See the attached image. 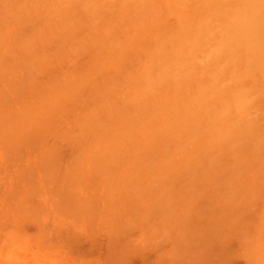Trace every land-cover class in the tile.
I'll use <instances>...</instances> for the list:
<instances>
[{
  "label": "bare ground",
  "instance_id": "obj_1",
  "mask_svg": "<svg viewBox=\"0 0 264 264\" xmlns=\"http://www.w3.org/2000/svg\"><path fill=\"white\" fill-rule=\"evenodd\" d=\"M106 10L111 12V17L108 13H105ZM118 11L122 14H117L116 12ZM100 15L102 17H100ZM105 15L108 16L106 17ZM105 17L107 19L104 20L103 18ZM46 75L48 76L45 79L44 77ZM0 83L4 84V88H0V134L2 136H0V143L3 142L1 143L2 145L7 141L6 144L8 146L4 144L1 150L7 149L6 152L10 153L8 155L9 157L11 156V159L15 160L18 158V164H15V167L18 169L19 166L17 165L21 162L20 158L23 159V154L26 151L22 153V150L18 149L17 151V148H23L27 140L29 141V139L33 138L35 135H37L36 138L34 137L35 140L31 139L30 143L34 141L37 146L40 144L42 147H44L45 142H47L44 137L46 134H50V136L54 138V140H52L53 138L50 139L53 141V145L52 143H46V145L50 144L49 147L47 148V146H45L46 148L44 147L40 152L44 159H42L39 152V154L35 155L42 159L41 164L39 159L35 157L40 163L38 166L37 164L35 165L41 170L40 177H43V172L45 176L50 172L52 175H50V180H53V176L61 178L60 176L65 172L62 176V179H64V181L62 180V187L65 185V188H63V191H60L63 194L59 193V190L56 188L59 187L57 185L59 180H57V184L53 183L56 187L49 184L51 189L54 187V189L56 188L55 190H57L56 193H53V190H51L53 194L57 195L59 193V196H57L58 198L62 196V198L60 197L61 199L59 198L58 200L57 198L52 201L48 200L50 203L53 202V207H55V204L57 205V209L56 207L55 209L58 212L61 210V215L64 214V217H66L65 215H68L67 212L72 213V211L69 210H75V208H77L76 211L78 213L73 211L72 214L74 215L77 213L80 217L85 216V218L87 216L89 217L90 214H94L96 217L98 214L97 212H101L104 214H100L104 216L101 219L100 215V223V221H103L104 217L108 215V213L105 214L107 209H113L114 211L112 210V212L115 215L112 217L118 215L120 217V214L123 212H121L120 207H117L118 205L116 206L118 209L114 207L117 203L115 204L112 200L115 198L113 196L114 192L118 194L119 188L121 189V194L123 190L124 194H126L129 199L131 197V200H133L131 202L129 201V206L133 209L131 211L123 204L128 209L126 210V216H129L126 219L128 221H126V223L124 222V224L122 221L123 219H120L119 222V218H116L118 222L116 220L115 222L112 220L111 216H108L104 219V224H101L102 226L99 223L97 224V226L99 225V229L106 226V228H108L109 223L112 221L116 224L114 225L115 227H113V231L114 229L116 231H121L118 228L122 229V227H124V229H127L128 227L129 232H127L130 234L132 225H134L133 228L137 229V222L142 218L139 222L141 226L148 220L146 226H144L145 224L143 225V235H148L147 233H149L150 229L153 230H151L149 236L154 235L155 230L157 231L156 228L154 229V226H158L156 224V222H159L158 219L162 222L159 223L161 228L166 227V230L169 229L170 232L174 230V234H172L173 232L171 233L174 236L180 233L179 235L185 237L186 235L184 234L188 232L186 239H181V237L177 235L178 238H175H177L179 242L176 243V241H174L177 244L175 245V243H173L175 238L170 235L168 230L166 231L163 228L168 236L165 234V231L162 233L163 231H161V229L157 231V237H161L159 242H161L166 235V240L164 239L163 241L166 243L172 241L173 246L177 247V250L176 247L173 249L174 251L176 250V252L178 251L177 253L179 256L174 253V251L171 252L172 247L170 248L169 246L168 251L174 255H170L169 258L167 257L170 260L166 258L167 263L165 262L166 264H173L174 256L177 258L181 255V259L185 252L186 256H189L188 254L191 252H193L192 254L196 253V251L197 253H203L202 250L205 248L204 252L207 253L206 249H208L212 243L210 240V244H208L210 238H207V235V239L203 237V239H205L204 241L208 240L206 241L207 243L202 241L203 244L201 242L203 244V246H200L202 250L198 246L196 248L193 244L194 241L199 240V237L195 240L189 237L190 240H187L188 235L192 236L193 227L198 228L197 226L192 225L193 227H190L191 225H186L190 223H188V219L190 220L193 216L191 219L194 220V215L199 217L201 215H198L200 211L201 213L203 212L204 216L201 215L199 218L203 216L204 219L207 218L210 222L213 221L212 223H208L207 219H205L209 226L215 222V218L219 221L218 223L223 220L226 227L229 226V231L227 232L229 236L231 231L234 230L237 234L232 233V235L235 234L234 236H239L240 233L242 234L238 237V241L241 243L242 239H245L243 240L246 241L243 242V246H246L245 252L242 251V253H238L237 251V254H242V257H246L242 258L244 262L246 259L248 260L249 233L247 237H245L246 235L244 233L249 232L248 229L250 227L246 229L247 227L245 226V232H243V230H239L241 228L238 227L244 228V226L238 223L243 221H245L243 222L244 224H246V222L248 223L247 219L249 213L246 212L248 215L246 219L245 211L248 210L249 212V205L252 206L250 204L251 201H249V199H252V195H250L251 192L257 189H255V187L259 188L256 190V193H259L258 190L264 189L260 188L259 185L255 183V179L257 180V178H255L256 175L261 179V183H264V159H262V154H264V124L261 123L262 120H264V0H0ZM64 118L65 121L63 122ZM34 124H39V126L42 125V128H46L42 129L39 127L41 129L40 131L39 128L37 129L36 126H33ZM57 125H60V127L58 128ZM21 126H23V130ZM31 127H34V130L36 129L38 133L35 134L31 130V134L30 130H27ZM17 129L20 130L16 131ZM4 131H6V133ZM27 133L31 136H29V139H26L28 137ZM2 134L4 136L6 135L5 138ZM11 134L13 136L17 135L16 138L19 136L21 142H18L19 138L16 140ZM22 135L26 136V138H23L24 136ZM42 137H44V139ZM12 139L14 141H12ZM24 139H26V141H24ZM59 139L60 143L56 146V142ZM66 139L70 141L69 144L66 143ZM43 140H45V142H43ZM30 143L25 145L29 148V152L31 151L30 146L34 144ZM63 145L69 148L68 158L65 156L67 159L61 160L62 162L64 161V163L69 161V166L66 164L67 162L65 163L68 171L62 168L59 169L61 161L59 162L60 159H58V161L55 160L61 156L59 153V155L57 154L59 157H56L54 150ZM40 147L41 146H38L39 151ZM15 149L17 152H15ZM4 151L5 150L2 151V156H4V154L6 155ZM18 152H20L22 154L20 156L23 157L19 156L16 158ZM48 154L55 155L54 159L53 156L51 157ZM48 156L54 161L51 159V162ZM35 158L33 161L34 163L37 162ZM45 158H48L49 160H47L51 163L49 162V164H47L48 161H46ZM43 161H45V164H43ZM53 162H56V164ZM57 164L60 166H57ZM20 165L23 169L24 165L21 163ZM28 165L30 167L32 166L30 163ZM40 165L42 166L40 167ZM29 166L26 168L32 169L33 171L34 167L29 168ZM46 166H49V169ZM55 167H59L58 171H63L58 172ZM38 168L37 170H39ZM30 170L28 171L32 173ZM13 171L16 172L14 169ZM22 171L23 173L27 172L25 168L21 170V173ZM55 171L59 173L60 176H57ZM68 172L69 174H67ZM251 174L253 175L251 176ZM33 175L36 176V174ZM91 175L92 177L97 176L98 179H100L99 185H96L94 181L90 180L93 182V187H97L94 189L98 191L100 187V192L106 193H102L101 195L99 192L100 197L103 196L101 199L105 198L103 201L104 204L107 203L106 205L102 203V205H104V209L102 206L103 210L101 209L100 203L97 202L99 198H97L96 194H94L93 197L86 192V194H89L88 196L96 199L94 202H92L93 198L91 197H88L89 200L87 201L86 199L88 198L84 200L85 194L83 196L84 198H79L78 191L87 186H84L86 183H84L85 181L83 178L86 176L89 178ZM23 178L25 179H23L24 181L22 180L23 184L27 181H31L30 185H33L34 188L36 187L37 190V186L34 185V180H28L26 177ZM41 179L43 180V178ZM71 179L73 181H71ZM68 180L71 181V184ZM45 181L47 180L43 182ZM48 183H50V181ZM59 183L61 184V182ZM66 184L67 186L71 185V188H67V191L71 193L67 192L64 194L67 187ZM46 185L48 184L46 183ZM33 187L32 190L35 192L36 190ZM46 187L47 186L43 188L47 189ZM19 189L18 187L16 191L14 190L15 194H17V192L18 194L23 193V191ZM27 190L29 192V189ZM19 191L22 193H19ZM203 191L210 193V195H205ZM120 193L119 197L123 200ZM74 194L75 196H70ZM64 195L70 196L69 200L67 196V198L63 197ZM31 196L35 195L33 194ZM106 196L109 197V199H107ZM201 196H208L207 199L211 196L209 200L204 197L209 203L206 202V205L203 204L200 200L202 199ZM6 197H8V195ZM64 198L66 201H61ZM77 199L78 201L79 199L82 201L84 200V203H81L85 205V208L82 205L83 209H81L83 211L80 209L81 204H79V208L77 207L79 205L75 206V201H77ZM197 199L200 200L202 204L197 202ZM26 200L28 201V199ZM106 200H108V202ZM256 200L259 199L256 197ZM25 201H20L18 204L21 206L23 204H21V202L26 203L27 201ZM29 201L32 202V200ZM54 201H57V203ZM78 201L76 203H79ZM90 201L93 203L92 205ZM114 201L116 200L114 199ZM219 201L223 204V206L222 204L221 206L226 212H224V216L221 215L222 217H226L224 219L220 216V213L223 212V208H220L222 209V211L220 210L221 212L216 211V206L220 207ZM242 201L244 204H247L246 206L244 205L245 207H243ZM72 202H74V205L71 204ZM109 202L111 203L108 204ZM216 202L219 204L217 205ZM255 202L254 204H256ZM240 203L242 206L239 205V208L235 207ZM28 204L23 206V209L16 204L20 209H15L16 211H21L23 214L25 211L28 213L29 211L26 209ZM32 205V203L29 205V207H32V209L29 208L31 210L29 214L30 218L34 217L35 219L40 213H38L39 211L33 212L32 210H36V206L33 207ZM191 205H197V207H195H199V209H192ZM261 205L262 207L260 206L258 208L260 210L264 209V203ZM9 206L11 207L12 205L9 204ZM59 206L64 207L59 208ZM89 206L93 208L91 207L89 209ZM96 207L100 208L98 209ZM135 207L138 211H143H140L143 213V216L134 221V218L136 219V216L139 215ZM140 207L141 209L139 210ZM43 208L42 206L41 209L45 210ZM200 208L205 209V212ZM235 208L236 210L238 208V212L240 210V217L239 213L234 211ZM64 209H66V212ZM190 209L193 210V212ZM42 210L40 211L42 212ZM84 210L86 213L90 212V214L86 216ZM155 210H157L158 213L157 211L155 212ZM94 211L97 212L94 213ZM115 211L120 214H117ZM206 211H209L210 214H208L210 216L206 214ZM261 211V214L256 213V211H254L255 213L252 212L254 215L257 214L255 215L257 218L259 217L258 222L256 223L254 222L256 220H254L253 223L260 224L259 226L253 224V226L258 227L260 231L264 230L259 229L264 228V225H262L264 224L262 223L264 222L262 221L264 220V216H261L264 215V210ZM31 212H33L34 215L35 212H37L36 216H33V213L31 215ZM130 212L133 214L135 213V217L132 218ZM175 212H182V219H175L178 214ZM211 212H214V217H212L213 214ZM241 212L243 213L241 214ZM156 214L158 218L149 221L151 216L154 215V217H156ZM258 214L260 216H258ZM46 215L47 214L44 216ZM73 215H71L72 219ZM181 215L179 217H181ZM231 215H233L234 218H232ZM237 215L238 219H236ZM254 215L250 218H254ZM109 217L111 220H109ZM219 217H221V220H218ZM77 218L80 219L79 216ZM91 218L93 217L88 218L89 222ZM203 218L201 219L203 220ZM34 219L32 218V221L36 220L34 224L38 226L39 223H36L38 219ZM163 219H167L168 221L174 219V224H172V221L168 224V221H164ZM235 219L236 221L238 220V222H236ZM84 221H87V219ZM184 221L186 224H183ZM89 222L87 223L90 224L89 227L93 231L94 221H92L93 225ZM164 222H167L166 226ZM0 223H2V221H0ZM105 223H107V225H105ZM154 223L155 225H153ZM202 223L203 222L200 221V224ZM218 223L216 222V224L214 223V226H212L214 230L213 233L216 236L215 239L213 238V234V237H211V234V236H209L214 240H216L218 235L221 236L218 237L219 239H225L226 237V235H223L224 232H222V234L217 233V231H222L221 228V230H218L219 228L217 227L219 225L222 226V223ZM113 224H111V228ZM149 225L151 227H149ZM168 225L172 227L171 229H174L171 230L167 227ZM206 225V223L204 226L199 225L201 229L198 231L199 234L197 231L195 232V236L202 234V237L206 234L205 231L207 233L211 232L210 230L212 228L210 227L211 229L209 230L208 225ZM235 225H237V227ZM3 226L4 224L2 223V227ZM70 226L68 225V228ZM188 227L192 228V230ZM204 227H207L208 230L203 229L201 232L200 230ZM106 228L105 231L102 232H106L105 235L108 232L111 234L112 230L110 229L111 231L108 230L107 232ZM146 228L149 229V231ZM235 228L240 232L239 235ZM185 229L189 230L185 232ZM254 230H256V228ZM94 231L96 230L94 229ZM145 231H147V233ZM224 231L226 232L227 230L224 229ZM125 232L124 230V233ZM48 233H50L49 230L45 235H42L44 237L43 241H46V236L49 238L50 234ZM159 233L162 236L159 235ZM88 234H90V232ZM163 234L165 235L163 236ZM146 235L142 237L143 240L147 238ZM42 236L39 238L41 240L39 241L41 245H43V243H41L43 242ZM234 236L232 237L236 240L237 237L234 238ZM17 237L18 236H16L17 240L15 238V240L13 239L14 241L11 239L12 241L10 243L6 237L8 242L5 240L7 243H5L6 245L3 244L5 246L1 249L5 254L3 255L2 253L0 257L3 256L7 258L6 255L9 254L10 250L5 251L4 249L5 247L9 249L11 243V245H13L14 242H18L19 239ZM21 238H24V236H21ZM33 238H36V236ZM30 239L33 242L32 238ZM148 239L149 238H147V242H145L147 243V247H151V243L153 242H155L156 246L158 245V242L156 243V238V241L153 240L154 238L152 239L153 241L149 239L151 243L149 242L150 244L148 245ZM108 240L109 239H107L106 242ZM191 240H194L193 243ZM27 241L28 239L23 242L21 241L22 245H24V242L28 245L29 241ZM188 241L189 245H187ZM217 241H219V243ZM217 241L215 242L218 246L222 240ZM227 241L229 240L227 239ZM180 242H183L186 248H188L187 246L194 245L196 250L193 248L192 251L190 246L189 248L191 251L188 252L185 247L179 246L181 248L180 250L178 247ZM190 242L193 245L190 244ZM57 243L59 244V242H56V244L54 242V246L52 244H47V246L43 245L42 249L49 248V251H51L50 249H56L59 252V256H61L60 251H62V254L63 250H61L62 247ZM197 243L195 244L198 245ZM222 244L224 245L225 243ZM57 245L61 248H57ZM206 245L209 246L207 247ZM69 246L71 245L67 247ZM81 246L79 247L80 252L76 250L81 253V258L82 254L83 257L87 254L86 258L90 256L92 259L91 261H93L94 258L91 256L93 253H90V251L88 252L90 255L87 252L85 253ZM84 246L86 247V245ZM213 246L215 249L211 247V250H214V252L217 251L216 253L221 250L220 252L222 254L224 253V251H222L224 248L222 247H226L227 243L226 246L222 247H216L215 244ZM243 246L240 248L244 250ZM17 247H19V245ZM28 247L29 245L25 247V249L34 254L35 250H31L33 247H29V249ZM19 248L21 249V247ZM40 248H37V253L41 252ZM71 248H69V250H71ZM80 248L82 249L80 250ZM182 248L185 249V252H183L184 250L182 251ZM216 248L220 250L218 251ZM162 249L163 248H161L160 251H162ZM210 249L207 251H209L211 256L215 253L211 254ZM13 250H15V247ZM13 250L10 253V258L16 257L17 251L15 250L16 252H14ZM104 250H106V248ZM76 251L75 254L77 253ZM52 252L46 254V252L42 250L41 253L43 254L40 253L38 256L40 257L43 255L44 260L45 257L46 260L50 258L56 259ZM179 252L181 254H179ZM103 253L104 254L101 255L105 256L102 257L105 259L106 255H111L112 257L114 255L109 254L110 252L108 253V250ZM155 253L157 252L155 251ZM205 253H203L204 260H211V262H213L215 258L208 259L207 257L209 254L205 255ZM18 254L20 255V253ZM64 254L68 253L64 252ZM192 254H190V256ZM27 255L30 256L31 254L28 253ZM78 255L79 254H77V256ZM115 255L118 256V253ZM111 256L108 257V261L105 260L107 263L113 264L115 261H118L116 264H123V262L128 260V264H131L129 259L126 258L125 260V258L123 259V257H120V252V258L116 256L112 258ZM157 256L160 259L161 256H159V253H157ZM197 256L198 258L195 259L191 257V259H195V262H197L199 255L195 257ZM202 256L203 255L200 256V259ZM33 257H36L35 254ZM58 257L59 263L67 258L64 256L65 258L62 257L61 260ZM170 257H172V260ZM229 257H231L230 254ZM110 258L112 260H110ZM29 259L30 257H28L27 260L28 264ZM69 259L71 258H67L66 261ZM188 259L189 262L192 261L190 258ZM175 260H178L176 264H179V258ZM180 261H182V259ZM37 262L39 263V261ZM199 262V264H201L202 261L199 260ZM214 262H216L214 264H220V262L216 260ZM0 263H3L1 259ZM74 263L76 264V262ZM94 263L102 264V262L100 263L98 260ZM185 263L188 264L187 262ZM203 263L204 261L202 264ZM87 264L89 263L87 262ZM90 264H92V262ZM192 264H194V262Z\"/></svg>",
  "mask_w": 264,
  "mask_h": 264
},
{
  "label": "rangeland",
  "instance_id": "obj_2",
  "mask_svg": "<svg viewBox=\"0 0 264 264\" xmlns=\"http://www.w3.org/2000/svg\"><path fill=\"white\" fill-rule=\"evenodd\" d=\"M154 2V1H153ZM110 11H108V10H106L105 11V13H108L109 15H110V17H111V12L109 13ZM113 12H115V11H113ZM121 12H123V11H121ZM105 13H103V14H105ZM117 14L119 13V11L118 12H116ZM115 14V13H114ZM119 14H122V13H119ZM106 17L108 16V15H105ZM100 17H102L101 15H100ZM103 18L104 20L105 19H107V18ZM109 17V18H110ZM47 76L48 75H46L44 78L46 79L47 78ZM0 88H4V84L3 83H0ZM0 121H1V119H0ZM65 121V118L63 119V122ZM262 124H264V120H262V122H261ZM4 124V123H3ZM2 125V124H1ZM33 126H36L37 127V129L40 127V128H42L41 126H39V124H34ZM44 126V125H43ZM22 127V130H23V126H21ZM57 127L59 128L60 127V125H57ZM3 128V127H2ZM17 128V127H16ZM39 128V130L41 131V129ZM46 128V127H45ZM44 127L42 128V129H45ZM14 130H15V128H14ZM18 130H20V129H17L16 131H18ZM26 130V129H25ZM27 130H30V133L33 131L35 134L36 133H38V132H36V129L34 130V127H31L30 129H27ZM32 130V131H31ZM43 131V130H42ZM47 131L49 132V130L47 129ZM3 132V131H2ZM5 133H6V131H4ZM22 132V131H21ZM20 132V133H21ZM25 132V131H24ZM4 133V134H5ZM12 133V132H11ZM10 134V133H9ZM13 134V133H12ZM11 134V135H12ZM22 134H23V132H22ZM25 134V133H24ZM28 134V133H27ZM32 134V133H31ZM3 135V134H2ZM14 135H15V133H14ZM34 135V134H33ZM33 135H32V137H33ZM43 135V134H42ZM0 136H1V134H0ZM4 136V135H3ZM6 136V135H5ZM5 136H4V138H5ZM17 136V135H16ZM16 136H13L12 135V137H15L16 138ZM21 136V135H20ZM22 136H24V135H22ZM28 137L26 138V136H24L23 138H26V139H29V136H30V134H28L27 135ZM36 136L37 135H35L34 137L36 138ZM50 136V134L48 135V134H46L44 137H45V139L47 140V142H45V140H43V142H45V146H47V148L49 147V145L47 144L46 145V143H52V145H53V141L52 140H54V138L53 137H49ZM2 137V136H1ZM9 137H10V135H9ZM11 137V138H12ZM31 137V136H30ZM34 137L33 138H31V139H34ZM44 137H42L43 139H44ZM49 137V138H48ZM8 138V137H7ZM14 138V139H15ZM18 138H19V136H18ZM18 138H16V140L18 139ZM22 138V139H23ZM53 138V139H52ZM26 139H24V141H26ZM31 139H29V141L27 140V143H30L31 141ZM50 139H52V140H50ZM10 140V139H9ZM35 140V139H34ZM2 141H3V138H2ZM12 141H14L13 139H12ZM23 141V140H22ZM66 141V143H68L69 144V140H65ZM10 142V141H9ZM18 142H21V139L19 138V141ZM1 143H3V142H1ZM1 143H0V145H1ZM6 143H7V141H6ZM6 143H4V144H6ZM12 143V142H11ZM25 143V142H24ZM26 143V144H27ZM32 143H34L33 144V146H30V145H28V146H30L31 148V153L29 152V148L28 147H26L25 145L23 146V148H21V147H19V148H17V151H18V149H21L22 150V153H24L25 151V153L23 154V156H20V155H22L20 152H18V156H16V158L17 157H23V159L22 158H20L21 159V164L22 165H24L23 166V169H22V166L20 165V163H19V165H17V166H19L18 167V169L15 167L16 165L15 164H18V158L17 159H11L10 157H9V155L8 154H10L9 152H6V150L7 149H3V150H5L4 152H6V155L4 154V156H2V154H3V150H1V148H2V146L4 145V144H2L1 145V147H0V221H2V223L4 224V226L2 227V223H0V225H1V227H0V256L2 255V253H3V250H1L2 249V247L4 248V246L6 245L5 243H7L8 241H9V243L15 238L16 239V236H18L17 238L19 239L18 240V242L21 244H19L18 242H14V244H16V245H9V247H8V245H7V247L9 248V249H7L6 247H5V251L6 250H10V252H9V254H7L6 256H7V258H5V257H0V259H1V261H3V263L2 264H10L11 262V264H18L19 262V264H28V257H30V259H29V264H43V263H45V264H58L60 261H58V259H57V257L59 256V252H58V250H56L53 246V243L55 242V244H56V242H59V246H61L62 247V249L61 250H63V253L61 254V252L62 251H60V255L61 256H59L58 258L59 259H61L62 257H67V258H71V259H69L68 261H66L67 260V258H65V259H63V261H61V263H59V264H75L74 262H76V264H87V262L90 264L91 262H92V264H95L94 262H96L97 260H98V262H102V264H110V263H107V259H109L108 257H110L111 255H109V254H117L118 253V256L117 255H115L116 257H118V258H120V257H123V259L125 258V260H126V258L127 259H129L130 261H131V264H163V263H167V259L169 258V256L171 255H174V254H172L171 252L172 251H174V247H176V246H173V244H172V241H168V243H166V242H164L163 240L165 239V237H166V235L168 236V234H167V230H168V232L170 233V235H172V234H174V228L173 229H171L172 227L170 226L169 227V225L167 226V227H169L171 230H173L172 232H170V230L169 229H167L166 230V227H163V228H161L160 226V224L159 223H162V222H160V220L158 219V221L159 222H156V224L158 225L157 227H155L156 225H155V223L153 224V225H155L154 226V229L156 228L157 229V231H160V229H161V231H163L162 233H164V231H165V234H163V236L165 235V237L161 240V242H159L160 241V236H158L159 237V239H158V237H157V235H158V232L155 230V232L154 231H152V232H154V235L153 236H156V237H153V236H149V233L151 232V230H153V229H150V231H149V229H147L148 231H149V233H147V231H145L148 235H146L147 236V238H149L150 240H152L153 238V240L154 241H156L155 240V238L157 239V241H156V243L158 244L157 246L155 245V242H153V243H151L150 242V240L148 239V245L151 243V247H147V243H145V242H147V238H145L144 240L142 239V237H145V235H143L144 233H143V230H142V228L144 227V226H146V222L148 221L147 220V218H146V222L144 223V224H142V226H141V224L139 223L140 222V220H142V218L140 219V217H142L143 216V213H141L140 211H142V210H140L141 209V207L139 208V210L140 211H138L137 209H136V207H138V206H136L135 207V209L139 212V215L138 216H136V219L134 218V221L135 220H138V219H140V220H138V222H137V229L136 228H133L134 227V225H132V229L131 228H129V229H131L132 231H130L131 233L130 234H128V227H127V229H124V227H122V229L121 228H118V229H120L121 231H116L115 229H114V231H113V227H115L114 225H116L115 224V222L117 221L118 222V218H119V222H120V219L123 221V223L125 222L126 223V221H128V220H126L129 216H126L127 215V212H126V210H128L127 208H129L130 210L129 211H131V210H133V209H131V207L129 206V201L131 202V201H133V200H131V197H130V199L128 198V196L126 195V194H124V192H123V190H122V194L120 193L121 191V189H119L118 188V194L116 193V192H114V199L117 201H114V199H112L113 200V202L116 204L115 206H114V204H113V206L115 207V208H117V207H120V209H121V212H123L122 214H120V213H117L116 211V213L117 214H120V217H119V215L118 216H115V217H112L113 215H115V214H113V212H112V210L113 209H107V211L105 212V211H103V212H105V214H107L108 213V215L106 216V217H108V216H111L112 217V220L113 221H115V222H110L109 223V226H108V228H106V227H103V228H98V226H97V224L99 223V219H100V215L101 214H104V213H101V212H97V211H94V213L95 212H97L98 214L96 215V217H95V215L93 214H90V212L88 213H86V211H85V215L87 216V215H92V216H90L89 215V217H93V218H91V220L92 221H94V225H93V223H92V221L90 220V222L88 221V218L86 217L85 218V216H81L80 217V215H78L77 213V208H75V210H69V211H72V213H73V211L75 212H77L76 214H77V217L79 216V218L80 219H78L77 217H76V214H74L75 215V219H74V215L72 214V213H69V212H67L68 213V215H65L66 217H64V214H63V212L65 211L66 212V209H64V211L62 212V214L63 215H61L60 213H61V210L58 212L56 209H57V205L55 204V207H56V209H55V207H53L54 206V204H52V203H50V201H48V200H56V198H57V200L61 197L62 198V196H60L59 198L57 197V196H59L58 194L59 193H62V192H60L61 190L63 191V188H65V185H64V187H62L63 185V181H64V179H62V176H63V174L65 173V172H63V174H62V176H60L59 175V173H57L56 171H58V168H56L55 167V169H57L55 172L57 173V176L59 175L61 178H56L55 176H53L52 177V179L53 180H50L49 178H50V175H51V173L50 172H48V174H46L47 176H45V173L43 172V177H40V172H41V170L38 168V167H36V165L35 164H37V166L41 163L42 164V159H44V157L43 156H41L42 154L40 153L41 151H42V149L45 147L44 145V147H42V145H40V144H38V146H41L40 147V151H39V148H38V146L36 145V142H32ZM32 143H30V144H32ZM58 143H60V139L59 140H57V142H56V146H57V144ZM10 144V143H9ZM13 144V143H12ZM16 144V143H15ZM20 144V143H19ZM44 144V143H43ZM67 144V145H68ZM14 145V144H13ZM17 145V144H16ZM16 145H15V148H16ZM51 145V146H52ZM6 146H7V144H6ZM10 146V145H9ZM35 146H37V147H35ZM69 146V145H68ZM68 146H66V145H63V146H60V147H58L56 150H54V154H56V157H59L58 155H59V153H60V156L62 157V159H61V157L60 158H56L55 160H57L58 161V159H60L59 160V162L61 161V160H66L67 158H68V152H69V148H68ZM8 147V146H7ZM35 147V148H34ZM4 148H6V147H4ZM26 148V149H25ZM46 148V147H45ZM36 150V152H35V150ZM65 149V150H64ZM10 150V149H9ZM13 149L11 148V151H12ZM58 150V151H57ZM64 150V151H63ZM16 151V149H15V152H17ZM60 151V152H59ZM63 151V152H62ZM13 152V151H12ZM14 152V153H15ZM40 153V156L42 157V159H40V157L38 158V157H36L35 155L36 154H39ZM56 152V153H55ZM63 153V154H62ZM67 153V154H66ZM53 154V153H52ZM58 154V155H57ZM8 155V156H7ZM16 155V154H15ZM49 155V154H48ZM14 156V155H13ZM49 156H53V159H54V156L55 155H49ZM48 156V157H49ZM65 156L67 157V158H65ZM39 159V161H40V163H39V161L36 159ZM51 157H49L50 158V161H51ZM13 158H15V157H13ZM34 158L36 159V163H34L33 161H34ZM64 158V159H63ZM19 159V160H20ZM46 159V158H45ZM48 159V158H47ZM46 159V161H48ZM52 159V160H53ZM262 159H264V154H262ZM15 161V162H14ZM50 161H48L47 162V164H49V162ZM54 161V160H53ZM26 162V163H25ZM52 162V161H51ZM50 162V163H51ZM67 162V163H66ZM65 163L66 164H68L69 163V161H66ZM14 163V164H13ZM30 163V165L32 164V166L30 167L28 164ZM53 163H55L56 164V162H53ZM52 163V164H53ZM61 163V164H60ZM59 164L62 166H60V165H58L57 164V166H60V168L59 169H63V170H67L68 171V169H67V165H65V163H64V161L62 162H60ZM11 164H12V166H11ZM27 164V166H29V168H33L34 167V169H33V171H32V169L30 170V169H28V168H26L25 167V165ZM43 164H45V161H43ZM46 164V165H47ZM51 165V164H50ZM9 166V167H8ZM42 165H40V167H41ZM53 166V165H52ZM68 166H69V164H68ZM44 167V166H43ZM46 167H48V169H49V166H46ZM45 167V168H46ZM251 167V166H250ZM8 168V169H7ZM16 168V169H15ZM19 168H21V169H19ZM24 168L26 169V171L27 172H24L23 173V171H22V173H21V170H24ZM36 168V169H35ZM37 168L39 169V170H37ZM51 168V167H50ZM54 168V167H53ZM251 168H253V167H251ZM13 169L16 171V172H14L13 171ZM43 169V168H42ZM28 170H30L32 173H30ZM44 170V169H43ZM42 170V171H43ZM62 170V171H63ZM112 170V169H111ZM249 170H250V168H249ZM7 171V172H6ZM35 171V172H34ZM47 171V170H46ZM49 171V170H48ZM59 171H61V170H59ZM58 171V172H59ZM61 171V172H62ZM29 172V173H28ZM71 172V171H70ZM252 172H253V169H252ZM255 172V171H254ZM47 173V172H46ZM56 173H55V175H56ZM251 173V172H250ZM33 174H36V176H34ZM67 174H69V172L67 173ZM25 175V176H24ZM253 174H251V176H252ZM255 175H256V173H255ZM254 175V176H255ZM52 176V175H51ZM67 176V175H66ZM87 176H89V175H87ZM87 176L85 177V178H83V180L85 181H83L84 183H86V184H84V186H86V188H87V190H86V188L84 189V188H82V190H83V192H82V190L80 189V191H78L79 192V198H82L83 196H84V194L86 195L85 196V198H84V200L86 199V198H88V197H91V196H88L89 194H91L93 197H94V194H96L97 195V198H99L98 199V203H100V206H101V209H102V206H103V209H104V205H106L107 203H105L104 204V199H101V198H103V196L102 197H100V194H99V192L101 191V188L99 187V189H98V191H96V189H94V188H97V187H93V182H91L90 180H92V181H94V183H96V185H99V180L100 179H98V177L97 176H95V177H92V175H91V177H89V178H91V179H89V178H87ZM23 177H26L28 180H34V185H36L37 186V190H36V187L34 188L33 187V185H30L31 184V181L29 182V181H25L26 183H24L23 184V181L25 180ZM30 177H32V178H30ZM49 179H47V178ZM41 178H43V180L41 179ZM46 178V179H45ZM64 178V177H63ZM67 178H70V177H67ZM66 178V179H67ZM255 178H257V180L255 179V183L256 184H258L259 185V187L260 188H264V183H261V179H259V177L256 175L255 176ZM24 179V180H23ZM55 179H56V182H55ZM65 179V180H66ZM79 179V178H78ZM23 180V181H22ZM42 180V181H41ZM44 180H47L48 182L50 181V183H48L47 181H45V182H43ZM57 180H59V182H61V184L57 181ZM63 180V181H62ZM82 180V179H81ZM22 181V182H21ZM52 181V182H51ZM69 181V180H68ZM71 181H73L72 179H71ZM71 181H69V183L71 184ZM33 182V181H32ZM45 184H43V183ZM57 182H58V184H57ZM66 182V181H65ZM46 183L48 184V185H46ZM53 183L54 184H57L59 187H56V186H54L53 185ZM43 184V185H42ZM51 186H54V187H56L59 191V193L56 195V194H53V193H56L57 192V190H55L54 189V187H52V189H51V187H50V185ZM65 184V183H64ZM83 184V183H82ZM36 190L35 192H34V190H32V187ZM45 186H47L46 188L47 189H44L43 187H45ZM66 186H67V184H66ZM71 185H69V186H67L66 187V190L64 191L65 193L64 194H66L67 192L68 193H71V192H69V191H67L68 189V187L69 188H71L70 187ZM83 186V185H82ZM256 186V185H255ZM19 187L20 189L19 190H21V191H23V193L21 192V191H19V193H22V194H18V192H17V194H15V191L17 190V188ZM50 187V188H49ZM62 187V188H61ZM259 189L258 187H255V189ZM27 189H29V192H28V190ZM30 189H31V192H30ZM90 189V190H89ZM254 189V188H253ZM256 189V190H257ZM15 190V191H14ZM45 190H48V191H50L51 192V190H53L51 193L50 192H48V191H45ZM70 190V189H69ZM72 190V189H71ZM85 190V191H84ZM205 190V189H204ZM208 190V189H207ZM206 190V191H207ZM256 190L254 191V192H251V194L250 195H252V199H249V201H251V205L252 206H250L249 205V212H248V210H246L245 211V215H246V219H247V217H248V215H249V217H248V219H247V221H248V223H249V226H248V223L246 222V224H244L243 222H245V221H243V222H241V223H238L239 225L240 224H242V226H244V228L243 227H238V228H241V229H239V230H243V232H245L244 231V229H245V226L247 227L246 229H248L249 227V232H247V233H244L246 236L245 237H247V234L249 233V257H247L248 258V260H247V262H246V260H245V262H244V259H242V258H246V257H242L243 255L241 254V255H239V254H237V251H238V253H242V251H244L245 252V245L243 246V242H246V241H243V240H245L243 237V239H242V242L240 243V241H238V237H240L242 234L240 233V232H238L237 231V229H236V231L238 232V235H239V233H240V235L239 236H234L235 234H237V233H235V230L234 231H231V233H230V236H229V234L227 233L228 231H229V226L228 227H226V225H225V223L223 222V220H221L220 218L222 217L221 215H223L224 216V214L226 213L225 212V210H224V208L222 207L223 206V204L222 203H220V201H219V203H217V205L219 204V206L220 207H218V206H216V208H217V210L216 211H222V209H220L221 207L223 208V212H221L220 213V216L221 217H219V219L218 220H221L220 221V223H218L219 221H217V219H215L214 218V220H215V224H216V222L218 223V224H221L222 223V226L221 225H219V226H221V227H219V226H217L219 229L218 230H221L222 229V231H217V233L218 234H222V232H224L223 233V235L225 236L226 235V237H225V239H226V241H227V239L230 241H225V239L224 238H218L220 235H218V237L216 238V240H214L215 239V234L213 233V227L212 226H214L213 224L211 225V226H209V220L207 219V218H205V219H207V221H208V223L206 222V220L203 218V212L201 213L200 211H199V213H198V215L199 214H201V215H203L201 218H203V220L201 219V218H199L198 216H196V215H194V220H192L191 218L193 217H191L190 215H192V214H190L189 216L191 217L190 218V220L188 219V223L189 224H186L185 223V221L183 222V224L185 223L186 225H191L190 227H193V226H197L198 228H196V227H193L194 229L192 230V228H190V227H188L190 230H192V236H189L188 235V239L187 240H190V239H198V237H199V240L198 241H194V243H193V241L191 240V242L196 246V248H197V246L200 248V246H203V242H206V241H208V240H206V241H204L205 239H207V238H210L209 239V243L208 244H210V240H211V244H213L215 241H217V240H222L221 241V243L220 244H218V246L220 247L221 246V244L222 243H225L224 245L222 244V246H226V243H227V246L226 247H222V248H224V250H222V251H224V253H222L221 254V250L220 249H217L219 252L218 253H216V252H214V250H211L210 248L211 247H213L214 248V244H215V246L216 247H218L217 246V244H216V242L213 244V245H211L210 244V247L208 248V249H210L211 250V254H213V253H215V254H213V255H211L210 256V254H209V251H207L208 249H206V252L207 253H205L204 251V249L205 248H203V250H202V252L203 253H205V255H207V254H209V256L207 257L208 259H212V258H215V259H213L214 261L216 260V261H218V262H220V264H264V230H262V231H260V230H258V227H254L253 226V224L254 225H257V226H259L258 224H255V223H253V221L254 220H256V221H254V222H258V218L255 216V215H257V214H255L254 215V211H256V213H259V214H261L262 213V211L261 210H264V209H258L260 206L262 207V203H264V189H260V190H258L259 191V193L257 192L256 193ZM25 191V192H24ZM55 191V192H54ZM95 191H96V193H95ZM104 191H106V190H104ZM213 191H214V187H213ZM12 192V193H11ZM86 192H88L87 194H86ZM176 192V191H175ZM208 192H210V191H208ZM262 192V193H261ZM8 193V194H7ZM16 195V197H15V195ZM101 193V195H102V193L104 194L105 192H100ZM119 193L121 194V197H122V199L124 200V203H123V200H121L120 199V197H119ZM203 193H205V195L206 194H208V195H210V193H207V192H204L203 191ZM253 193V194H252ZM8 195V197H6L7 195ZM10 194H11V196H10ZM13 194V195H12ZM35 195V196H31V195ZM50 194V195H49ZM63 194V193H62ZM76 194V195H77ZM106 194V193H105ZM6 195V196H5ZM31 196V199H30V196ZM56 195V196H55ZM61 195V194H60ZM69 195V194H68ZM68 195H64L63 197H65V198H67L68 197ZM81 195V196H80ZM109 195H110V193H109ZM127 197H126V196ZM178 195V194H177ZM202 195H204V194H202ZM9 196H10V198H9ZM14 196V197H13ZM46 196V197H45ZM67 196V197H66ZM70 196H75V194L74 195H70ZM69 196V197H70ZM111 196V195H110ZM112 196V197H113ZM179 196V195H178ZM69 197H68V200H69ZM93 197H91V198H93ZM107 197V196H106ZM112 197H110V198H112ZM180 197V196H179ZM206 199H207V197L206 196H204ZM204 197H202L201 196V198L202 199H200L201 201H202V203L203 204H205L206 202L207 203H209V201H207V200H209V198L211 197V196H209V198L206 200ZM254 197V198H253ZM256 197L259 199V200H256ZM260 197H261V199H260ZM13 198V199H12ZM60 198V199H61ZM64 198V199H65ZM71 198H75V197H71ZM251 198V197H250ZM26 199H28V201L26 200ZM41 199V200H40ZM61 200V201H66V199L65 200ZM107 199H109V197H107ZM221 199V198H220ZM27 202H26V201ZM29 200H32V202L31 201H29ZM83 200V201H84ZM87 200H89V198L88 199H86V201ZM96 199H94L93 198V201L92 202H94ZM111 200V201H112ZM200 200H198L197 199V202H200L201 203V201ZM219 200V199H218ZM252 200H254V201H252ZM14 203H13V202ZM20 201H25L26 203H24V202H21V206L18 204V203H20ZM72 201H74V200H72ZM77 201H78V199H77ZM77 201H75V206H77V205H79V204H81L83 201L81 200V199H79V203H76ZM107 202H108V200H106ZM105 201V202H106ZM110 201V200H109ZM256 201V202H255ZM45 202V203H44ZM49 202V203H48ZM54 202H56L57 203V201H54ZM62 202V203H63ZM71 202V201H70ZM91 201H90V204L92 205L93 203H92ZM96 202V203H97ZM112 202V203H113ZM193 202V201H192ZM192 202H191V204H192ZM243 202V201H242ZM241 202V203H242ZM254 202L256 203V204H254ZM13 203V204H12ZM28 203H32L33 205V207H35L36 206V210H32L33 212L34 211H39L38 213H40V215L38 214L37 216L39 217H37L36 216V213L37 212H35V215H34V213L33 212H31V215H32V213H33V216H36L35 217V219L37 218L38 220V222H36L37 224H38V226L37 225H35L34 224V222L36 221L35 219H34V217H31L30 218V209H32V207H29V205L30 204H28ZM66 203V202H65ZM65 203H64V205H65ZM74 202H72L71 204L72 205H74L73 204ZM84 203V202H83ZM102 203L104 204V205H102ZM111 202H109L108 204H110ZM201 203V204H202ZM241 203L240 204H238V205H236L235 207H238L239 205L240 206H242L243 205V207H245L247 204L245 203L244 204V202H243V204L241 205ZM248 203V202H247ZM253 203V204H252ZM9 204H11L12 206L10 207L9 206ZM18 206H20V208H22L23 209V206H25V205H27L28 204V206L26 207V209L29 211L28 213L25 211L24 212V214L23 213H21V211H16V209H18L19 207H17V205ZM35 204V205H34ZM42 204V205H41ZM66 204H69L68 202L66 203ZM87 204V203H86ZM123 204H125V206L127 207H125ZM133 204V203H132ZM199 204V203H198ZM197 204V205H198ZM221 204H222V206H221ZM258 204V205H257ZM46 205V206H45ZM50 205V206H49ZM58 205H59V203H58ZM60 205H63V204H60ZM72 205H70V206H72ZM84 206V208H85V205L84 204H81V207H80V205L79 206H77L78 208L80 207V209L82 208L83 209V206ZM96 205H99V204H96ZM95 205V206H96ZM118 205V206H117ZM197 205H195L196 207H197ZM200 205V204H199ZM206 205V204H205ZM245 205V206H244ZM39 206V207H38ZM44 207L43 209H45V210H42L41 209V207ZM67 206V205H66ZM69 206V205H68ZM74 206V207H75ZM110 206V205H109ZM117 206V207H116ZM192 206V209L193 208H196L195 206H193V205H191ZM62 207H64V206H59V208H62ZM92 207V206H91ZM90 206H89V209L91 208ZM93 207H94V205H93ZM92 207V208H93ZM111 207V206H110ZM201 207H203V206H201ZM205 207V206H204ZM248 207V206H247ZM14 208V209H13ZM16 208V209H15ZM19 208V209H20ZM25 208V207H24ZM30 208V209H29ZM49 208V209H48ZM53 208V209H52ZM58 208V209H59ZM67 208V207H66ZM72 208V207H71ZM95 208V207H94ZM96 208H98V207H96ZM100 208V207H99ZM98 208V209H99ZM106 208H107V206H106ZM109 208V207H108ZM126 208V209H125ZM205 208H207V207H205ZM239 208V207H238ZM238 208H237V210H238ZM21 209V210H22ZM35 209V208H34ZM69 209V208H68ZM81 209V210H82ZM87 209V208H86ZM97 209V210H98ZM102 209V210H103ZM118 209V208H117ZM196 209H199V207L198 208H196ZM201 209V208H200ZM244 209V208H243ZM40 210H42V212L40 211ZM52 210H53V212H52ZM63 210V209H62ZM96 210V209H95ZM101 210V211H102ZM191 210V209H190ZM201 210H204V212H205V209H201ZM236 210V208H235V210L234 211H236V213L238 212ZM240 210H241V207H240ZM240 210H239V212H240ZM258 210H259V212H258ZM57 211V212H56ZM78 211H80V210H78ZM83 211V210H82ZM90 211V210H89ZM109 211V212H108ZM114 211V210H113ZM157 210H155V212H156ZM182 211V210H181ZM192 212H193V210H191ZM197 211V210H196ZM216 211H214L215 213H216ZM233 211V212H234ZM242 211H244V210H242ZM92 212V211H91ZM112 212V213H111ZM119 212V211H118ZM134 212V211H133ZM143 212V211H142ZM152 212H154V211H152ZM198 212V211H197ZM214 212L212 213L213 215H212V217H214ZM225 212V213H224ZM233 212H231V213H233ZM238 212V213H239ZM249 213L248 215H247V213ZM252 212H254L253 214H252ZM25 213H27V214H25ZM42 213V214H41ZM67 213H65V214H67ZM101 213V214H100ZM131 213V212H130ZM135 213L137 214V212L135 211ZM134 213V214H135ZM157 213H158V211H157ZM176 213V212H175ZM178 213V212H177ZM176 213V214H177ZM180 213V212H179ZM177 214V216L175 217V219L176 218H181L182 219V215H181V213L180 214ZM189 213V212H188ZM191 213V212H190ZM209 213V211L207 212L206 211V214H208ZM235 213V214H236ZM243 212H241V214H242ZM45 214H47L46 216H44ZM57 214V215H56ZM60 214V215H59ZM82 214V213H81ZM111 214V215H110ZM125 216H124V215ZM132 214V218L133 217H135L134 216V214L133 213H131ZM135 214V215H136ZM176 214H174V215H176ZM195 214H196V212H195ZM210 214V213H209ZM208 214V216H210ZM216 214H218V213H216ZM258 214V216H260ZM53 215V216H52ZM71 215H73V219H72V216L70 217ZM128 215H129V212H128ZM151 215V214H150ZM181 215V217H179ZM219 215V214H218ZM253 215H254V218H250V217H253ZM57 216H59V217H57ZM62 216V217H61ZM104 215H101V219H102V217H103ZM156 217H154V215H152L151 216V218L149 219V221L151 220V219H157L158 217H157V214L155 215ZM171 216H172V214H171ZM217 216V215H216ZM226 216V215H225ZM241 215H240V213H239V217H240ZM261 216H264V215H261ZM56 219H54V218ZM106 217H104V219L106 218ZM126 217V218H125ZM150 217V216H149ZM148 217V218H149ZM154 217V218H153ZM174 217V216H173ZM231 217L232 218H234V216L233 215H231ZM32 218L35 220V221H32ZM98 218V219H97ZM110 218V217H109ZM117 218V219H116ZM169 218V217H168ZM183 218H184V216H183ZM186 218V217H185ZM209 218V217H208ZM216 218H218V217H216ZM224 218H226V217H222V219H224ZM228 218V217H227ZM250 218V219H249ZM257 218V219H256ZM262 218V217H261ZM2 219V220H1ZM41 219V220H40ZM54 219V220H53ZM78 221H77V220ZM87 219V221H84V220H86ZM97 219V220H96ZM104 219H103V221H104ZM131 219V218H130ZM178 219V220H179ZM236 219H238V215H237V217H236ZM236 219H235V221H236ZM49 220V221H48ZM75 220H76V222H75ZM109 220H111V218L109 219ZM144 220V219H143ZM164 221H166L165 219H163ZM174 220V219H173ZM173 220H171L172 221V224H174V222H173ZM178 220H177V222H178ZM186 220V219H185ZM212 220H213V218H212ZM3 221H5V222H3ZM40 221V222H39ZM52 221V222H51ZM96 221V222H95ZM102 221V220H101ZM100 221V225L103 223V221L101 222ZM108 221V220H107ZM121 221V222H122ZM162 221V220H161ZM168 221V220H167ZM171 221L169 220L168 221V224L169 223H171ZM180 221V220H179ZM199 221V222H198ZM200 221H202L203 223L202 224H200ZM225 221V220H224ZM250 221H252V222H250ZM262 221H264V220H262ZM32 222H33V224H32ZM42 222V223H41ZM80 222V223H79ZM85 222H86V224H85ZM87 222H89V223H92L91 225H93L94 226V229L96 230V231H94V229H93V231L91 230V228L89 227L90 226V224H88ZM105 222H106V220H105ZM129 222H132V221H129ZM186 222H187V220H186ZM198 222V223H197ZM213 222V221H212ZM212 222H210V223H212ZM236 222H238V220L236 221ZM239 222H240V220H239ZM83 223H84V225H83ZM114 223V224H113ZM124 223V224H125ZM148 223V222H147ZM167 223V222H166ZM166 223L164 222V224H165V226H166ZM175 223H176V221H175ZM180 223V222H179ZM197 223V224H196ZM205 223L208 225V228H209V230L211 231V232H206L205 231V233L206 234H204V236H202L201 237V235H196L195 236V232L197 231V233H198V231H199V229H201V226L199 227V225H202V226H204L205 225ZM251 223V224H250ZM262 223H264V222H262ZM261 223V224H262ZM54 224V225H53ZM56 224V225H55ZM60 224V225H59ZM104 224V223H103ZM111 224H113L112 225V228H111ZM134 224V223H133ZM171 224V225H172ZM182 224V223H181ZM217 224V225H218ZM237 224V225H238ZM9 225V226H8ZM67 225V226H66ZM68 225L70 226L69 228H68ZM105 225H107V223H105ZM131 225V224H130ZM136 225V224H135ZM144 225V226H143ZM176 225V224H175ZM178 225V224H177ZM193 225V226H192ZM206 225V226H207ZM237 225H235L236 227H237ZM238 225V226H239ZM262 225H264V224H262ZM36 226V227H35ZM50 226V227H49ZM88 226V227H87ZM102 226V225H101ZM119 226V225H118ZM117 226V227H118ZM121 226V225H120ZM163 226V225H162ZM5 227V228H4ZM53 227H56V228H53ZM92 227V226H91ZM149 227H151L150 225H149ZM153 227V226H152ZM211 227V228H210ZM215 227H216V225H215ZM215 227H214V229H215ZM50 228V229H49ZM61 228V229H60ZM89 228V229H88ZM93 228V227H92ZM105 228L107 229V232H108V230H112V233L111 234H109L110 232H108L106 235H105V233L106 232H102V231H105ZM177 228V227H176ZM183 228V227H182ZM186 228V227H185ZM221 228V229H220ZM228 228V229H227ZM234 228V227H233ZM256 228V230H254ZM85 229V230H84ZM135 229V230H134ZM179 229H180V227H179ZM188 229V230H189ZM203 229H206V230H208L207 229V227H204V228H202V230H200L201 232L203 231ZM217 229V228H216ZM224 229L225 230H227L226 232L224 231ZM259 229H264V228H259ZM29 230H31V231H29ZM49 230V232L50 233H48V234H50L49 235V238H50V240H49V238H48V236H46L47 237V239H46V241H43V236L42 235H45L46 233H47V231ZM51 230H52V232H51ZM70 230V231H69ZM87 230V231H86ZM110 230V231H111ZM124 230L127 232H125L124 233ZM188 230H186L185 229V232L186 231H188ZM247 230V231H248ZM29 231V232H28ZM66 231V232H65ZM98 231V232H97ZM177 231V230H176ZM175 231V232H176ZM179 231V230H178ZM215 231V232H216ZM26 232V233H25ZM42 232V233H41ZM90 232V234H88ZM200 232V233H201ZM29 233V234H28ZM52 233V234H51ZM56 233V234H55ZM65 233V234H64ZM92 233V234H91ZM101 233V234H100ZM172 233V234H171ZM182 233V232H181ZM204 233V232H203ZM232 233H235V234H233L232 235ZM26 234V235H25ZM47 234V235H48ZM58 234V235H57ZM70 234V235H69ZM109 234V235H108ZM153 234V233H152ZM152 234H150V235H152ZM177 234V233H176ZM180 234V233H179ZM179 234H177L178 236H180L181 237V239H183V238H185L186 239V237H187V234H188V232H187V234H184V235H186L185 237H182L181 235H179ZM199 234V233H198ZM209 234V235H208ZM213 234L214 235V237H213V235L211 236V235ZM244 234H243V236H244ZM30 237H29V236ZM42 236V241L43 242H41V243H43V245H46L47 246V244L49 245V244H52L53 246V248L56 250H52V249H50L51 251H49L48 249L49 248H47V249H42L43 247V245H41L40 243H39V241H41L39 238H41V236ZM132 235V236H131ZM159 235H161L160 233H159ZM177 235H172V236H174V238L175 237H177ZM182 235H183V233H182ZM206 235L208 236L207 238H206ZM217 235V234H216ZM21 236H24V238H21ZM27 236H28V238H27ZM36 236V238H33V237H35ZM40 236V237H39ZM162 236V235H161ZM209 236H211V237H213L214 239H212L211 237H209ZM223 236V237H224ZM232 236H234V238H236V240L235 239H233V237ZM8 238V241H7V238ZM45 237V238H46ZM53 237H54V239H53ZM58 237V238H57ZM111 237V238H110ZM179 237V238H180ZM189 237H191L190 239H189ZM201 237V238H200ZM203 237H205V239H203ZM221 237V236H220ZM21 238V239H20ZM30 238H32V240H33V242L31 241V239ZM109 239L107 242H106V240L107 239ZM173 238V237H172ZM178 238V237H177ZM177 238H175V240H173V243H175L174 241H176V243L177 242H179V240L177 239ZM12 239V240H11ZM14 239V240H15ZM22 239H24V240H22ZM28 239V245H29V247L30 248H32L33 247V249H31V250H35V252H34V254H35V258L33 257V253H30V251H27V249H25V247H27L28 245H26V243L24 242L23 244L24 245H22V243H21V241L23 242V241H26ZM140 239H142V240H140ZM177 239V240H176ZM181 239H180V241H181ZM185 239H184V242H185ZM7 242H6V241ZM13 240V241H14ZM17 240V239H16ZM21 240V241H20ZM54 240V241H53ZM70 240V241H69ZM117 240V241H116ZM152 240V241H153ZM166 240V239H165ZM172 240V239H171ZM74 242V245H73V242ZM128 241V242H127ZM203 241V242H202ZM37 242H38V244H37ZM64 242V243H63ZM69 242V243H68ZM88 242V243H87ZM143 242V243H142ZM150 242V243H149ZM190 242V244H192ZM198 242V243H197ZM203 244H202V243ZM218 243H219V241H217ZM8 243V244H9ZM68 243V244H67ZM108 243H109V246H108ZM124 243V244H123ZM129 243V244H128ZM175 243V245H177ZM195 243H197L198 245H196ZM207 243V242H206ZM3 244H5V245H3ZM86 245V247L84 246V245ZM105 244V245H104ZM121 244H123V245H121ZM180 244H182V245H180ZM185 244H186V242H185ZM192 244V245H193ZM240 244H242V245H240ZM19 245V247H21V249L19 248V247H17ZM58 245H57V248H61V247H58ZM68 245H71V246H69V247H67ZM79 245V246H78ZM82 245V246H81ZM118 245V246H117ZM187 245H189V241H188V244ZM193 245V246H194ZM247 245V244H246ZM40 248V246H41V248H40V250H41V252H42V250H43V252H46V254L48 253V254H50L52 251V254L56 257V259H54V258H50L49 260H46V257H45V260H44V256L42 255V256H38V255H40V253L41 252H38L37 253V248L38 247ZM66 246V247H65ZM73 246H74V248H73ZM82 247L83 248V250H84V252L86 253H88L89 251H90V253H93L91 256L94 258L93 259V261H91L92 259L90 258V256L89 257H87L86 258V256H87V254H85L86 256L85 257H83V254H82V258H81V253H79L80 251H79V247ZM84 246V247H83ZM117 246V247H116ZM126 246V247H125ZM131 246H132V249H131ZM169 246H170V248H171V252L170 251H168L169 250ZM179 246H182V247H185L186 248V245L184 246V244H183V242L181 243H179L178 244V247ZM191 246V245H190ZM190 246H187L188 248H186V251L188 250V252H190L191 250L193 251V248L195 249V246L193 247V246H191V250H190ZM205 246V245H204ZM207 246V245H206ZM209 246V245H208ZM207 246V247H208ZM243 246V248H244V250L242 249V248H240V247H242ZM14 247H15V250L17 251H15V250H13L14 249ZM23 247V248H22ZM29 247H28V249H29ZM45 247V246H44ZM72 247V248H71ZM145 247H147V248H145ZM206 247V248H207ZM238 247V248H237ZM46 248V247H45ZM64 248V249H63ZM66 248V249H65ZM67 248H68V251H67ZM69 248H71V250H69ZM82 248H80V250L82 249ZM106 248V250H108V255L109 256H107L106 255V259L105 258H102V257H105V256H102L104 253V251H106V250H104ZM114 248H116V249H114ZM133 248H134V250H135V252H134V250H133ZM161 248H163L162 249V251H160V249ZM180 248V247H179ZM25 251H24V250ZM126 249V250H125ZM173 249V250H172ZM200 249H199V251H200ZM215 249V248H214ZM238 249V250H237ZM14 251V252H16L17 254L18 253H20V255L18 254H16L15 256L16 257H11L10 258V256H11V251ZM40 250H38V251H40ZM76 250H78V251H76ZM83 250H82V253H83ZM159 250V251H158ZM176 250H177V247H176ZM176 250L174 251V253H176L177 255H178V251L176 252ZM180 250H181V248H180ZM179 250V251H180ZM184 250V251H183ZM196 250V249H195ZM198 250V249H197ZM4 251V252H5ZM73 251V252H72ZM75 251L77 252L76 254H75ZM155 251L157 252V253H159V256H161L160 257V259L158 258V256H157V253H155ZM182 251L183 252H185V249L184 248H182ZM213 251V252H212ZM230 251V252H229ZM13 252V253H14ZM29 254H31L30 256H28L27 254L28 253ZM58 252V253H57ZM64 252H67L68 254H64ZM70 252V253H69ZM119 252H120V257H119ZM182 252V253H183ZM229 252V253H228ZM12 253V254H13ZM23 253V254H22ZM27 253V254H26ZM75 255H74V254ZM105 253H107V252H105ZM126 253V254H125ZM162 253V254H161ZM193 252H191L190 254H192ZM196 253H197V251H196ZM194 253V254H192L191 256H190V254H188L189 256H186V252H185V254L183 255V257L181 258L182 259V261H180L181 259H180V257H181V255H180V257H177V258H175V256H174V262H173V264H176V262L178 261H176L175 259H178L179 258V264H183V263H185V262H187L188 264H192L193 262H194V264L195 263H197V264H199L200 262H199V260H201L202 262L204 261V263L203 264H210V262H211V260H204V254L203 253ZM227 253V254H226ZM233 253V254H232ZM5 253H3V255H4ZM25 254H26V257H25ZM41 254H43V253H41ZM51 254V255H52ZM64 254V255H63ZM77 254H79L78 256H77ZM89 254V253H88ZM102 254V255H101ZM122 254H123V256H122ZM135 254V255H134ZM179 254H181L180 252H179ZM203 255L202 256V258L200 259V256L201 255ZM219 254H221V255H219ZM229 254H230V256L231 257H229ZM243 254H245V253H243ZM9 255V256H8ZM52 255V256H53ZM56 255H58V256H56ZM74 255V256H73ZM90 255V254H89ZM113 255V257H115ZM152 255H155V256H152ZM176 255V256H177ZM196 255H199V259H197V262H195V259L196 258H198V256L197 257H195ZM13 256V255H12ZM47 256V255H46ZM77 256V257H76ZM134 256H135V258H134ZM138 256V257H137ZM164 256V257H163ZM179 256V255H178ZM222 256V257H221ZM225 256V257H224ZM234 256V257H233ZM240 256V257H239ZM23 257H24V259H23ZM73 257H74V259H73ZM112 257V256H111ZM112 257V258H113ZM168 257V258H167ZM191 257L192 258H195V259H191ZM206 257V256H205ZM226 257H228V258H226ZM13 258V259H12ZM19 258V259H18ZM22 258V259H21ZM34 259V260H32V259ZM49 258V257H48ZM47 258V259H48ZM81 258V259H80ZM164 260H163V259ZM167 258V259H166ZM171 258V260H172V257H170ZM188 258H190V260H192L191 262H189V259ZM220 258V259H219ZM102 259V260H101ZM115 259V258H114ZM113 259V260H114ZM117 259V258H116ZM158 259V260H157ZM203 259V260H202ZM11 260V261H10ZM31 260V261H30ZM62 260V259H61ZM66 262H65V261ZM82 260V261H81ZM85 260H87V261H85ZM94 260H96V261H94ZM105 260H107V261H105ZM110 260H112L111 258H110ZM118 260V259H117ZM135 260V261H134ZM137 260V261H136ZM160 260V261H159ZM168 260H170V259H168ZM194 260V261H193ZM222 260V261H221ZM34 261V262H33ZM37 261H39V263L37 262ZM46 261V262H45ZM52 261V262H51ZM72 261V262H71ZM74 261V262H73ZM85 261V262H84ZM130 261H129V263H130ZM162 261H163V263H162ZM210 261V262H209ZM211 262V264L213 263H216V262ZM5 262V263H4ZM32 262V263H31ZM41 262V263H40ZM71 262V263H70ZM104 262H106V263H104ZM118 261H115V263H113V264H116ZM119 262H122V261H119ZM158 262V263H157ZM160 262V263H159ZM172 262H170V263H172ZM183 262V263H182ZM202 262H201V264H202ZM234 262V263H233ZM249 262V263H248ZM111 263H112V261H111ZM128 264V260L127 261H125V262H123V264ZM165 263V264H166ZM169 263V262H168ZM1 264V263H0ZM121 264V263H120ZM186 264V263H185Z\"/></svg>",
  "mask_w": 264,
  "mask_h": 264
}]
</instances>
